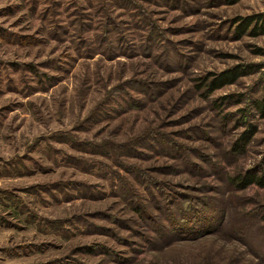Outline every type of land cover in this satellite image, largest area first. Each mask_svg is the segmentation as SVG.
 I'll use <instances>...</instances> for the list:
<instances>
[{"label":"rangeland","instance_id":"obj_1","mask_svg":"<svg viewBox=\"0 0 264 264\" xmlns=\"http://www.w3.org/2000/svg\"><path fill=\"white\" fill-rule=\"evenodd\" d=\"M260 13L0 0V264H264V187L232 184L264 156V35L236 31Z\"/></svg>","mask_w":264,"mask_h":264},{"label":"trees","instance_id":"obj_2","mask_svg":"<svg viewBox=\"0 0 264 264\" xmlns=\"http://www.w3.org/2000/svg\"><path fill=\"white\" fill-rule=\"evenodd\" d=\"M240 0H232V2H238ZM236 31L238 34L239 38H242L243 36L249 34L252 36H258V35H264V13H260L257 15L245 17V18H239L237 25H236ZM241 77V71L237 70H229V71H224L220 73L216 78H214L210 83L207 84V94L208 96H211L216 90L222 89L225 86L228 85H233L237 82V80ZM207 96V97H208ZM255 108L257 109L258 113H261V116H264V100L260 103H254ZM244 117V115H243ZM247 130L241 133V135L238 137L237 141L234 143V149L233 153H238V154H245L247 151V147L252 143L256 133H257V128L255 125H245ZM232 184L237 188V190H245L248 187L252 186H258L263 188L264 187V156L262 160L261 167L258 168V170L254 171H249L246 174H243L240 177L234 178L232 180ZM187 212L190 213V215L193 217V220H198L199 224L204 223L205 218L204 216V211L203 215L201 217H196L200 216V210L197 209H192V208H187ZM186 221H189L186 219ZM191 222V221H189ZM192 226L196 225L194 230H197V224H191ZM181 232L186 233L187 229L183 230L180 229ZM186 239V237H185Z\"/></svg>","mask_w":264,"mask_h":264}]
</instances>
